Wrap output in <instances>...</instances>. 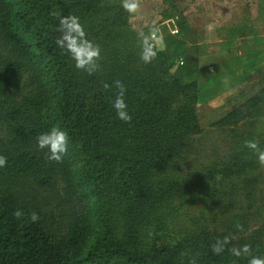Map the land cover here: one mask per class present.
Wrapping results in <instances>:
<instances>
[{
    "label": "trees",
    "instance_id": "16d2710c",
    "mask_svg": "<svg viewBox=\"0 0 264 264\" xmlns=\"http://www.w3.org/2000/svg\"><path fill=\"white\" fill-rule=\"evenodd\" d=\"M258 12L264 26V0ZM60 15L78 16L100 46L94 74L76 69L57 47ZM130 16L122 0H0V155L7 157L0 168V264H188L192 257L196 264H247L227 250H209L224 236L231 237L227 247L249 244L264 257L260 163L244 144L264 148V127L256 139L252 133L264 123V79L214 122L231 142L220 164L177 175L202 132L197 80L172 71L183 19L145 63ZM253 24L246 18L239 33L233 26L225 35L257 33ZM115 80L126 87L130 123L112 107ZM53 126L69 137L61 163L36 146L37 135ZM194 194L215 201L213 226L175 234L167 220ZM16 209L25 213L20 220ZM33 211L35 223L28 219Z\"/></svg>",
    "mask_w": 264,
    "mask_h": 264
},
{
    "label": "rangeland",
    "instance_id": "374dc122",
    "mask_svg": "<svg viewBox=\"0 0 264 264\" xmlns=\"http://www.w3.org/2000/svg\"><path fill=\"white\" fill-rule=\"evenodd\" d=\"M259 3L260 0H141L139 12L131 14L129 21L134 29L140 31L146 30L147 32L149 30L148 26L155 24L160 30L159 35L162 37V40H157L153 43L156 47L161 48L164 43L163 37L169 36L170 38V35H173L170 33L169 28H177L176 26L171 27L173 21L177 23L175 22L177 18L174 17L183 19L179 26V37L184 43L181 46V57L176 59L172 71H178L177 73L184 78L187 77L189 80L196 79L199 89L202 88V95L204 97H210L226 84H232L233 82V77L231 79L227 78V80L225 78L223 81L222 72L225 70L224 68L220 69L221 73L206 75L204 73L205 65L208 64V61L217 57L225 60L229 55L235 54V51L231 48L235 44V41H231V44L228 41L225 44L226 47L232 45L230 51L225 50L223 47L222 50L219 49L217 51V48L215 49L216 46H214L216 44V34L219 36L223 34L220 27L223 24L232 23L227 21L231 16L223 17L222 13L229 15L242 14L245 17L244 19L248 18L254 23L252 26L257 29V33H264L262 21L258 19ZM171 17H173L172 21L168 22L167 19ZM237 25L234 28L235 33L241 31L242 25ZM219 29L221 31L220 33L218 32ZM226 29L223 30L229 32ZM252 35L254 36L255 33H252ZM259 40L261 39L256 38L253 42H261ZM212 50L217 52L210 53ZM239 52L240 54L244 52V55L234 57L231 60L228 58L227 63H229L224 65L226 70L233 69L235 64H243L248 67V65L251 66L258 62L261 63L264 59V56H262L264 54L263 49L261 50L255 47L249 49L243 45L242 49L238 50ZM180 58L182 59V63L184 61V66H179L178 60ZM220 62L224 64L223 61ZM244 69L245 67L243 66L242 70ZM185 72H188V75ZM242 73L234 77L235 82L241 80L238 77L239 75L242 76ZM247 80L249 81L246 83L242 81L233 88L223 89L216 97L207 99L208 101L205 100L206 102L196 105L198 121L202 132L195 136L193 145L194 152L189 156L187 162L180 166L177 175L186 172H202L203 168L208 165L210 167H216L227 156L231 150L230 139L226 135L227 132L215 126L214 122L227 110L236 107L241 102L242 97H239V95L242 92L252 94L255 91V79L251 77ZM240 127L242 128L243 126L241 125ZM263 127L264 123H262L261 129L253 128L252 133L255 139L258 137L259 130H263ZM256 175L259 177L258 197L264 200V165L260 164ZM216 209L215 201H205L200 194H194L183 201L177 202L176 211L172 213L171 219L167 221L172 222L170 226L175 234H181L202 223L211 225V215ZM251 223L254 226L258 222L253 221Z\"/></svg>",
    "mask_w": 264,
    "mask_h": 264
},
{
    "label": "clouds",
    "instance_id": "9594fccd",
    "mask_svg": "<svg viewBox=\"0 0 264 264\" xmlns=\"http://www.w3.org/2000/svg\"><path fill=\"white\" fill-rule=\"evenodd\" d=\"M122 7L128 13H138L141 8V0H122ZM148 33L145 34L142 30L138 33L141 46V59L145 63H151L157 57L154 41L162 40L159 35V28L152 24L148 26ZM57 31L60 33L55 40L57 47L70 56L74 61V66L78 70L86 72L88 75L94 74L99 70V61L101 60V48L98 44L87 38L84 26L80 23L79 17L75 15H60L58 19ZM116 88L115 99L112 102V107L119 120L130 123L132 116L129 114L128 105L125 101L126 87L121 80L113 82ZM104 89H108V84L103 85ZM68 134L59 127L53 126L46 132H42L36 137V146L39 150L47 149V159L56 163L63 161L64 155L68 151ZM245 146L257 155L258 162L264 165V148H261L257 141L246 140ZM7 165V157L0 155V168ZM14 219L20 220L25 216V213L16 209L13 211ZM28 219L35 223L40 217L33 211L28 213ZM237 231H243V225L237 223L235 225ZM151 235V233H149ZM231 243V237H218L210 245V251L213 254L220 255L225 250L237 258H247V264H264V257H259L252 254V246L244 244L242 246L227 247ZM182 255H186L182 253ZM199 255V253H197ZM188 264H196L195 257L189 259Z\"/></svg>",
    "mask_w": 264,
    "mask_h": 264
},
{
    "label": "crops",
    "instance_id": "0c3cea01",
    "mask_svg": "<svg viewBox=\"0 0 264 264\" xmlns=\"http://www.w3.org/2000/svg\"><path fill=\"white\" fill-rule=\"evenodd\" d=\"M222 14H223L222 15L223 17H229V16H231V17L228 18L230 20L227 19V21H230L232 23L226 24V25L223 24L222 27H220L221 28V31L223 32V34L220 35V36L218 34H216V37H215L216 44L214 46H216L215 49L217 48V51L219 49L222 50V47L225 48V50L227 49V51H230V47L232 45L229 46V47H226L225 44L228 41L230 42V44L232 43L231 41H233V42L235 41L234 42L235 44L231 47L235 51V54L234 55H231V56L229 55V57L225 58V60H222L221 58H218L217 57V58H215L213 60L208 61V64L205 65V72L204 73H205V75L206 74H215V73H218V72L221 73L220 69L221 68H224L225 70L222 72V74H223L222 75L223 81L225 80V78L227 80V78L231 79L233 77V80H232L233 82H232V84H226L225 86L222 87V89L214 92V94L212 96H210L211 98L209 96L208 97H204L202 95V92H203L202 91V88L199 89V91H200L199 93H200L201 96H200V98L198 100V103H197L198 105L201 104V103L206 102L205 100H207V99L209 100V99H212L213 97H216L223 89L233 88L236 85L240 84L242 81H244V83L248 82L249 80H247V79H249L251 77L255 79V84L256 85L260 81H262V79H264V73H263L264 72V59H263V61L261 63L258 62L259 64L256 63V64H253L251 66L248 65V67H246V65H243V64L242 65L235 64L233 69L230 68V69L226 70V67L224 65H226L228 58L231 60L234 57L244 55V52H243V54L242 53L240 54V52L238 53V50L242 49L243 45L244 46H247V48H249V49L255 47L257 49H261V50L263 49L264 50V33H262V32L256 33L255 32L256 34L254 36L253 35L252 36L251 35H248V36H243V37L228 38L225 35L226 32L223 29L233 27L236 24H240L241 21L245 17H244V15L239 14V13L232 14V15H229L227 13H222ZM172 18L173 17L168 18L167 19L168 22H170L171 20H169V19H172ZM174 18H177V17H174ZM175 22H176V20H175ZM206 23H208V22H206ZM166 24H169V23H166ZM174 26H176L177 29H178L177 23H174V21H173L172 24H171V27H174ZM170 29L171 28H169V31H170ZM221 31H220V29L218 30L219 33ZM173 35H175V34H173ZM256 38L257 39H261V40H259L261 42L254 43L253 40H255ZM211 49H212V47H211ZM217 51L212 50L210 53L217 52ZM262 56H264V54ZM220 61H223L224 64H222ZM243 66L245 67L244 70H242L243 69ZM241 73H242V76L239 75V77H238L239 79L241 78V80L235 82L236 80L234 79V77H236L238 74H241Z\"/></svg>",
    "mask_w": 264,
    "mask_h": 264
},
{
    "label": "built area",
    "instance_id": "2783aa9c",
    "mask_svg": "<svg viewBox=\"0 0 264 264\" xmlns=\"http://www.w3.org/2000/svg\"><path fill=\"white\" fill-rule=\"evenodd\" d=\"M169 20L172 21V19H169ZM170 32H171V34H176L178 32V29L177 28L171 29ZM178 63L182 64V59L181 58L178 60Z\"/></svg>",
    "mask_w": 264,
    "mask_h": 264
}]
</instances>
